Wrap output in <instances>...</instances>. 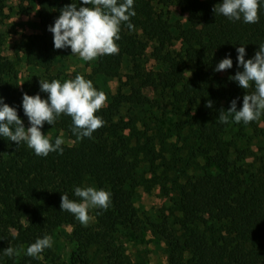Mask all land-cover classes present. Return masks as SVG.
Here are the masks:
<instances>
[{
    "label": "trees",
    "instance_id": "1",
    "mask_svg": "<svg viewBox=\"0 0 264 264\" xmlns=\"http://www.w3.org/2000/svg\"><path fill=\"white\" fill-rule=\"evenodd\" d=\"M0 0V15L4 2ZM22 13L24 1L38 4V24L42 33L26 35L21 41L24 62L28 66L48 71L57 56L70 52V48H54L53 34L48 31L70 4L84 5L82 0H17ZM122 0H118V3ZM223 0H134L136 15L130 17L133 29L121 23L119 52L96 58L95 68L85 79L94 76L118 78L114 94H106L104 106L96 113L104 126L93 132L91 138L78 140L72 133L70 116L61 114L53 125L46 122L43 130L59 128L75 140L71 146L62 145L63 154L51 152L47 157L35 155L26 143L16 145L0 137V264H51L52 251L46 248L38 257L26 254L27 247L57 229L73 227L75 246L68 253V264H92L93 258L104 259L107 264H120L115 250L109 246L110 238L119 228L139 229L140 218L135 214L136 188L150 189L163 185L167 177L165 166V135L160 133L158 148L155 138L146 132L122 134L113 125L120 109L125 106L142 107L151 104L145 90L166 91L176 108L183 111L182 122L173 124L174 135L181 150L186 149L187 160H175L176 165L189 167L199 156L209 154L230 127L220 122V109L228 115L231 101L241 103V94L254 91V85L242 89L230 80L238 67L236 48L245 47V60L251 59L264 43V0H260L259 21L254 24L233 21L215 14L213 8ZM174 6L185 15L183 22L173 24L163 8ZM179 49L172 48L174 42ZM150 47V58L160 68L144 70L140 59ZM233 62L225 70L229 77L220 78L214 71L224 58ZM132 61L130 73L121 80L123 59ZM191 65L190 77L185 75V64ZM77 73L56 78L74 79ZM52 80V79H51ZM50 80V81H51ZM35 96L28 88L20 89L17 69L13 60L0 54V97L15 108L22 121L28 118L22 108L23 94ZM47 94V93H46ZM48 95V94H47ZM47 99V96L41 97ZM211 100L212 107H206ZM55 143V142H51ZM158 159L165 169L159 171ZM182 160V161H181ZM181 161V162H180ZM178 164V165H179ZM171 180L168 190L174 194L173 205L179 213L174 225L150 223V228L166 244L168 264H264V163L248 170L234 163L219 165L217 171H202L188 177ZM150 175L146 178L145 175ZM93 186L110 193L107 210L95 208L92 230H84L76 217L61 211V195L80 202L75 187ZM172 224V225H173ZM13 247L17 254L9 257L4 249ZM93 255L90 252L94 249ZM105 260V259H104Z\"/></svg>",
    "mask_w": 264,
    "mask_h": 264
},
{
    "label": "rangeland",
    "instance_id": "2",
    "mask_svg": "<svg viewBox=\"0 0 264 264\" xmlns=\"http://www.w3.org/2000/svg\"><path fill=\"white\" fill-rule=\"evenodd\" d=\"M24 10L28 9L27 13H22L17 0H6L4 8L0 15V54L10 60H13L17 69V83L20 89L25 87L33 91L35 95L41 97L47 96L46 93L40 91L39 79H46L50 82L52 79L63 77L77 73L84 77L90 75L95 68L96 59L92 61H84L78 55H72L71 51L63 53L54 59L52 67L48 71L40 68L28 66L24 62L21 49V41L26 35L42 33L43 30L38 24V4L37 2L22 3ZM170 22L173 24L183 22L185 15L174 6L163 8ZM175 50L179 49V43L174 42L172 47ZM150 47L147 48L145 54L136 59L144 70H157L160 68L153 59L150 58ZM132 61L127 58L123 59L120 79L124 80V76L130 73ZM191 65L185 64V75L190 77ZM220 78H227L229 75L221 71ZM94 82L99 90L105 94H114L119 86L118 78H106L103 76H94ZM248 93L252 92L247 90ZM146 96L151 99V104L142 107H131L128 105L120 109L119 115L114 119L113 125L122 134H137L146 132L147 135H152L155 138L156 148L158 146V135H165V149L162 150V155L165 156V166L167 177L164 178L163 185L167 189H161L159 185H153L150 189H145L143 186L136 188V196L134 199L135 214L140 218L139 229H123L119 228L110 238L109 247L116 252V259L120 264H168L167 249L165 242L155 235L150 223L165 224L175 229L177 234H180L181 229L177 224H173L178 218L179 213L173 205L174 194L168 190L171 186V180L174 177L183 179L181 171L184 169V174L188 177H194L202 171L209 170L217 171L219 165L225 163H234L237 166L244 167L248 170H254L264 163V113L260 118L249 123H236L230 116L231 124L222 138L210 148L209 154L199 156L195 162L189 167L182 165L179 162L174 165L177 159L187 160L188 154L186 149L181 150L173 131V124L182 122L183 111L181 108H176L166 91H151L145 90ZM242 101L237 104V110L242 107ZM25 129L30 127L28 119L23 121ZM42 133L49 138L50 142H55V139L63 138V145H73L75 140L70 138L65 132L59 128L53 127L49 130L41 129ZM181 160V161H182ZM180 161V162H181ZM159 171L165 169L162 160L158 159ZM179 164V165H178ZM146 174L145 177L149 178ZM93 187V186H88ZM95 208L89 209V222L83 225L79 222L84 230H92L95 224ZM173 224V225H172ZM73 232L72 226H65L60 230H55L50 236L52 239L51 264H68V253L75 246V238L71 236ZM91 250L90 256L94 257ZM104 259L98 260L93 258L92 264H107V254L103 253Z\"/></svg>",
    "mask_w": 264,
    "mask_h": 264
},
{
    "label": "clouds",
    "instance_id": "3",
    "mask_svg": "<svg viewBox=\"0 0 264 264\" xmlns=\"http://www.w3.org/2000/svg\"><path fill=\"white\" fill-rule=\"evenodd\" d=\"M84 5L92 7H77L70 4L60 10L59 17L48 31L53 34L54 48L57 50L70 48L72 55H78L84 61H92L99 56L118 54L116 43L120 39L121 23L127 22L128 29H133L130 17L136 15L133 10L134 0H82ZM260 0H223L213 8L215 14H222L233 21L243 19L244 23L254 24L259 21ZM238 53V67L234 76L229 77L238 85L247 90L254 85V91L243 96L242 107L237 110L236 100L231 101V106L224 114V109L219 111V120L228 123L232 116L236 123L243 121L249 123L260 118L264 113V43L259 45L258 51L248 60H245V47L236 48ZM233 62L230 58L222 59L214 71L221 72L231 69ZM40 91L47 93V99H42L39 94L30 96L23 94L22 108L28 118L30 127L25 129L24 122L19 117L15 108L4 102L0 97V137L8 138L19 145L26 143L35 155L47 157L51 152L63 154V138H56L51 143L49 138L42 133L45 122L53 125L56 119L65 114L72 118V133L78 140L91 138L93 132L104 126V121L96 113L104 106L107 97L103 91H98L91 80L77 74L74 79H67L61 83L53 79H39ZM209 100L206 107H212ZM75 196L80 202L70 200L67 194L61 195V211L72 213L83 225L90 219V208L107 210L110 204V193L104 189L94 187H75ZM52 247V239L45 235L27 247L26 254L38 257L46 248ZM4 255L13 256L17 250L9 246L3 250Z\"/></svg>",
    "mask_w": 264,
    "mask_h": 264
}]
</instances>
